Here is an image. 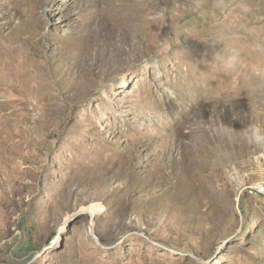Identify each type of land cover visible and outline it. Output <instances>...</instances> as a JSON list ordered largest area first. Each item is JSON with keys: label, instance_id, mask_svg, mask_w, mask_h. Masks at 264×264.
I'll list each match as a JSON object with an SVG mask.
<instances>
[{"label": "rangeland", "instance_id": "1", "mask_svg": "<svg viewBox=\"0 0 264 264\" xmlns=\"http://www.w3.org/2000/svg\"><path fill=\"white\" fill-rule=\"evenodd\" d=\"M199 3L0 0V264H264V0Z\"/></svg>", "mask_w": 264, "mask_h": 264}, {"label": "clouds", "instance_id": "2", "mask_svg": "<svg viewBox=\"0 0 264 264\" xmlns=\"http://www.w3.org/2000/svg\"><path fill=\"white\" fill-rule=\"evenodd\" d=\"M205 3V0H200V3L197 7L192 8L193 12L199 13L201 9L203 8V5ZM216 6H220V0H217ZM243 11L247 12L248 9L244 8ZM215 35V34H214ZM219 59V57H217ZM235 58L229 57L224 60L222 64H217L219 67L223 69L225 72H230L235 70ZM251 73V84L250 89L253 93L264 91V67L260 66H253L250 69ZM250 131H252V135L250 136L251 142L257 144L258 146H264V129H261L259 127L251 128Z\"/></svg>", "mask_w": 264, "mask_h": 264}, {"label": "bare ground", "instance_id": "3", "mask_svg": "<svg viewBox=\"0 0 264 264\" xmlns=\"http://www.w3.org/2000/svg\"><path fill=\"white\" fill-rule=\"evenodd\" d=\"M263 185H264V180H261V181L256 182L252 187H262ZM251 190L264 197V193L262 190H260V189H251ZM91 213H93V212H91Z\"/></svg>", "mask_w": 264, "mask_h": 264}, {"label": "built area", "instance_id": "4", "mask_svg": "<svg viewBox=\"0 0 264 264\" xmlns=\"http://www.w3.org/2000/svg\"><path fill=\"white\" fill-rule=\"evenodd\" d=\"M250 189H260V190H262L263 193H264V185H263L262 187H252V188H250Z\"/></svg>", "mask_w": 264, "mask_h": 264}]
</instances>
